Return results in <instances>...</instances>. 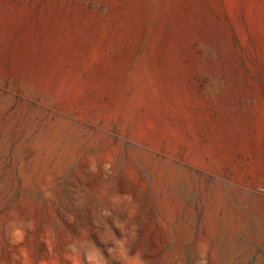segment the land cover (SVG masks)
Segmentation results:
<instances>
[{"label":"rangeland","instance_id":"374dc122","mask_svg":"<svg viewBox=\"0 0 264 264\" xmlns=\"http://www.w3.org/2000/svg\"><path fill=\"white\" fill-rule=\"evenodd\" d=\"M0 264H264V0H0Z\"/></svg>","mask_w":264,"mask_h":264}]
</instances>
